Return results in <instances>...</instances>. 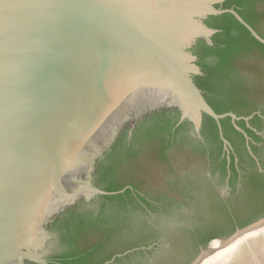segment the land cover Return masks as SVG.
<instances>
[{"label": "water", "instance_id": "obj_1", "mask_svg": "<svg viewBox=\"0 0 264 264\" xmlns=\"http://www.w3.org/2000/svg\"><path fill=\"white\" fill-rule=\"evenodd\" d=\"M225 1L0 0V264H45L37 249L46 223L82 196L121 193L92 187L89 173L145 116L176 109L237 120L206 103L189 51L196 40L211 44L216 31L203 22L222 14L264 46L233 9L215 7ZM252 238H264V216L191 264Z\"/></svg>", "mask_w": 264, "mask_h": 264}, {"label": "flooded vegetation", "instance_id": "obj_2", "mask_svg": "<svg viewBox=\"0 0 264 264\" xmlns=\"http://www.w3.org/2000/svg\"><path fill=\"white\" fill-rule=\"evenodd\" d=\"M236 118L217 124L205 114L196 121L164 109L139 120L125 131L119 151L129 165L109 171L105 163L103 173L95 163L88 177L101 191V184H124L121 193L66 205L44 226L37 254L45 264H63L69 240L100 235L108 226L117 234L113 251L124 250L110 264H191L212 241L253 223L233 222L232 231L228 223L221 231L217 222L222 215L234 220L264 212V115L258 109ZM253 202L258 205L248 206Z\"/></svg>", "mask_w": 264, "mask_h": 264}, {"label": "trees", "instance_id": "obj_3", "mask_svg": "<svg viewBox=\"0 0 264 264\" xmlns=\"http://www.w3.org/2000/svg\"><path fill=\"white\" fill-rule=\"evenodd\" d=\"M215 7L233 9L264 39V0H226ZM203 23L216 31L210 38L211 44L204 40H196L189 51L196 57V65L201 74L193 76V81L206 103L218 115L231 113L236 117H248L258 109H261L264 115V46L254 40L230 14L208 16ZM256 63L258 65H255ZM221 122L223 124V121ZM125 136L124 131L116 139L110 151L97 162L102 167L101 172L108 171L104 168L105 163L112 165L109 171L120 165H129L120 159L122 153H119ZM128 182L133 185L131 180ZM101 186L106 192H117L124 184L106 183ZM128 192L127 190L126 194ZM110 198H120V195ZM255 205L258 204L253 202L248 206ZM232 211L238 214L241 212L239 209ZM263 214L264 212L254 218L244 215V217H235L234 220L226 215L219 216L217 218L219 230L224 231L230 223L232 231L233 222L241 228ZM113 230L115 229L106 226L100 235L90 234V240L88 236L78 237L77 242L69 240L70 248L67 255H64L62 263L101 264L109 261L113 255L122 253L124 250L112 249L117 236L116 232H112ZM220 235L221 232L216 237Z\"/></svg>", "mask_w": 264, "mask_h": 264}, {"label": "bare ground", "instance_id": "obj_4", "mask_svg": "<svg viewBox=\"0 0 264 264\" xmlns=\"http://www.w3.org/2000/svg\"><path fill=\"white\" fill-rule=\"evenodd\" d=\"M260 239L252 238L240 242L234 247H229L226 249V254L217 255L210 264H245L248 261H252L255 257L257 259L260 257V260H262L261 258L264 257V238ZM253 263L255 264V262ZM261 263L264 264V261Z\"/></svg>", "mask_w": 264, "mask_h": 264}, {"label": "rangeland", "instance_id": "obj_5", "mask_svg": "<svg viewBox=\"0 0 264 264\" xmlns=\"http://www.w3.org/2000/svg\"><path fill=\"white\" fill-rule=\"evenodd\" d=\"M263 258H264V257H262V258H261L262 260H260V257H259L258 259H257V257H255V260L257 259V260H256L257 262L254 260L255 264H263V263H261V262L264 261ZM253 259H254V258H253ZM258 261H260V262L258 263ZM253 264H254V263H253Z\"/></svg>", "mask_w": 264, "mask_h": 264}]
</instances>
